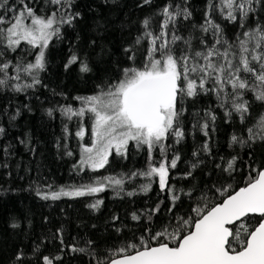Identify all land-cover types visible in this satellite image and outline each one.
I'll return each instance as SVG.
<instances>
[{
  "label": "snow or ice",
  "instance_id": "obj_1",
  "mask_svg": "<svg viewBox=\"0 0 264 264\" xmlns=\"http://www.w3.org/2000/svg\"><path fill=\"white\" fill-rule=\"evenodd\" d=\"M152 3L153 0H141L137 6ZM76 7L74 0H46L44 10L38 11L32 0H0V88L27 93L42 85L40 73L47 68L49 44L61 37L66 26L74 27L82 18ZM193 8L192 0H165L153 15L141 20L140 34L124 49L128 66L117 67L115 75L102 80L93 94L74 97L78 107L59 105L46 109L49 117L59 111L69 121L76 118L79 130L75 136L81 141L88 134L83 121H90L91 142L80 145L79 157L73 164L75 173L99 172L114 155L127 159L130 145L137 151H146L147 166L116 176H89L88 182L58 189L38 177L28 189L35 196L55 201L98 196L111 189L117 196L132 197L137 189L128 191L125 185L142 177L146 182L139 185V191L146 194L156 184L168 200L167 212L171 216L162 211L164 201L132 212L133 221L144 222L145 234L137 237V242L105 253L106 259L96 258L93 241H85L84 247L64 245L62 229L59 230L60 235L54 238L60 240L61 246L92 257V264H264V164L248 165L246 183L236 190L229 192L231 185H212L224 198L211 205L196 185L185 192L170 183L171 170L177 168L181 159L172 144L179 145L186 139L183 118L190 100L211 95L216 107L223 110L226 122L239 120L244 126L242 134L234 132L230 146H264V0H205L199 23L193 20ZM226 25L233 26L232 36L227 35ZM22 45L26 47L19 57L7 58ZM141 45L143 51L136 47ZM73 64H78L82 73L92 71L87 59L76 53L71 54L65 69ZM53 94L57 95L55 91ZM249 94L251 100L247 98ZM255 102L260 107L253 116ZM19 114L17 109L8 116L9 123ZM3 115L8 114L5 111L0 118ZM192 115V129H198L205 137L203 144L192 152L195 162L184 173L185 179L194 180L193 171L205 163L201 153L213 155L210 126L215 131L217 115L213 108L205 109L203 115ZM64 131L68 134L67 125ZM5 134L6 128L0 124V136ZM19 142L26 147L31 143L30 139ZM3 152L6 157L12 155L8 147ZM65 154L74 155L70 150ZM238 159L220 157L214 168L232 178L238 170ZM8 166L6 160L0 163L2 168ZM184 197L193 201L189 204L193 215L188 218L187 214L177 217L174 212L177 202L183 203ZM102 204V199H96L87 206L98 210ZM157 216L159 220L153 227V218ZM39 247L34 251L39 252ZM25 255L17 251V264H25ZM38 259L42 264H56L63 258L40 254Z\"/></svg>",
  "mask_w": 264,
  "mask_h": 264
},
{
  "label": "trees",
  "instance_id": "obj_2",
  "mask_svg": "<svg viewBox=\"0 0 264 264\" xmlns=\"http://www.w3.org/2000/svg\"><path fill=\"white\" fill-rule=\"evenodd\" d=\"M140 2L141 0H109L108 3L104 0H74L76 10L82 14V18L74 27L66 26L61 37L49 44L46 53L47 68L40 73L42 85L28 90L27 93H14L0 88V114L5 111L8 114L0 118V124L6 128V134L0 136V163L6 160L9 165L7 168L0 167V264H17L15 255L18 250L26 254L25 264H42L38 259L40 254L62 256V261H57L56 264H92V257L72 253L69 247L61 246L60 240L54 238L60 235L59 230L62 229L64 245L76 244L78 247H84L85 241H93L96 258L106 259L105 253L110 254L124 244L137 242L136 238L145 234L144 222L133 221L132 212L151 208L164 201L161 204L162 211L165 216L172 215L167 212L168 200L165 194L159 192L158 185L153 184L152 190L146 194L139 191V185L146 182L142 177L125 185L128 191L137 189V194L132 197L123 194L117 196L109 189L98 196L64 197L53 201L42 200L28 190L30 184L38 177L41 182L51 183L53 189H58L61 186L88 182L89 176H116L147 166L146 151H137L130 145L127 159L114 155L110 158V164L99 172L75 173L73 164L79 157L80 145L90 143V121L87 118L83 121L88 134L81 141L75 136V132L79 130L76 118L69 121L59 111L49 117L46 112V109L59 105L78 107L79 102L74 100V97L93 94L102 80L107 79L109 75H115L117 67L128 66L124 49L131 46L135 37L140 34L141 20L153 15L165 0H153L151 5L138 7ZM204 3L205 0H192L193 20L197 23L202 20ZM32 4L38 11L44 10L46 0H40L39 3L32 0ZM225 31L228 36H232L234 28L226 25ZM93 40L95 44L92 43ZM24 47L26 45H22L15 53H9L7 58L19 57ZM136 47L143 51V45ZM72 53L86 58L92 71L82 73L78 64H73L66 70L65 64ZM34 55L35 53L28 56V59L32 60ZM53 91L57 95H54ZM61 93L63 95H59ZM247 98L251 100V94ZM186 107L188 111L183 118L186 139L179 145L172 144L171 139L168 141L181 157L177 168L171 170L170 183L185 192L193 184L196 185L197 190L207 196L211 205L224 198L215 188L231 185L228 191L236 190L246 183L250 171L248 165L255 162L253 166L260 167L264 164V146H230V136L234 132L242 134L244 126L235 118L226 122L223 110L216 107L215 97H198L196 101H188ZM259 107V102H255L252 108L253 116ZM208 108H213L217 115L215 131H212L210 126L213 155L208 157L201 153L205 163L193 171L194 180L192 177L185 179V171L195 162L192 152L205 140L198 129L193 130L191 127L194 122L192 113L200 112L203 115L204 110ZM17 109L20 110L19 116L9 123L8 116L14 114ZM65 125L68 134L64 131ZM21 139H30V145L26 147L21 144ZM5 147H8L11 156H5ZM67 150L72 151L74 155L67 156ZM171 155L170 151L169 157ZM231 156L239 157L238 170L233 173L232 178H227L226 174L222 175L214 165L220 162V157L229 159ZM156 158L159 159V156ZM212 185H215V188ZM96 199H102L103 204L98 210L89 208L87 205ZM192 202L186 197L183 198V203L177 202L174 209L177 217L187 214L185 218H188L193 215L189 212V204ZM113 217L119 219L114 220ZM153 219L155 227L159 216ZM13 224L19 226L12 227ZM37 245L40 246L39 252L34 251Z\"/></svg>",
  "mask_w": 264,
  "mask_h": 264
},
{
  "label": "rangeland",
  "instance_id": "obj_3",
  "mask_svg": "<svg viewBox=\"0 0 264 264\" xmlns=\"http://www.w3.org/2000/svg\"><path fill=\"white\" fill-rule=\"evenodd\" d=\"M90 142H91V140H90ZM90 144V143H89Z\"/></svg>",
  "mask_w": 264,
  "mask_h": 264
}]
</instances>
